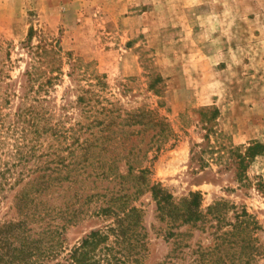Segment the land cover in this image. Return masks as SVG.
<instances>
[{"label": "rangeland", "instance_id": "1", "mask_svg": "<svg viewBox=\"0 0 264 264\" xmlns=\"http://www.w3.org/2000/svg\"><path fill=\"white\" fill-rule=\"evenodd\" d=\"M31 27L106 76L107 94L123 110L155 108L167 118L168 141L145 162L149 178L177 202L199 192L201 214L168 239L146 192L139 264H264V0H0V68L5 62L12 77L11 96L0 102L1 141L10 164ZM73 88L66 75L46 103L57 117L68 114V126L81 120ZM256 144L263 149L243 161L239 153ZM35 162L13 166L12 182ZM26 182L0 194V227L22 218L16 196ZM111 220L86 216L71 226L68 249Z\"/></svg>", "mask_w": 264, "mask_h": 264}, {"label": "trees", "instance_id": "2", "mask_svg": "<svg viewBox=\"0 0 264 264\" xmlns=\"http://www.w3.org/2000/svg\"><path fill=\"white\" fill-rule=\"evenodd\" d=\"M28 38L23 107L12 125L17 132L13 164L3 161L5 124L0 107V194L28 177L16 196L22 202L18 203L22 218L0 227V264H139L148 231L138 201L146 192L157 201L168 239L177 237L182 224L196 222L201 214L199 192L177 202L162 183L149 178L152 170L145 162L154 148L161 149L168 141L167 118L155 108L123 110L108 96L106 76L66 52L58 39L35 27ZM7 60L11 61L10 52ZM4 63L0 81L7 82L12 77L6 75ZM66 75L77 92L81 113L73 126L67 125L68 114L57 117V109L46 107L52 89ZM6 85H0V102L11 96L12 83ZM258 148L263 146H251L240 157L251 158ZM34 157L36 167H26L20 172L25 179L13 183V166H25ZM49 198L63 203L49 205L44 200ZM86 216L112 220L68 249L67 231ZM61 256L63 260L54 263Z\"/></svg>", "mask_w": 264, "mask_h": 264}]
</instances>
